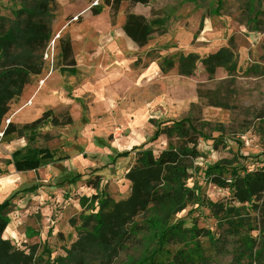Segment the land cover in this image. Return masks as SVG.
<instances>
[{
	"label": "rangeland",
	"instance_id": "obj_1",
	"mask_svg": "<svg viewBox=\"0 0 264 264\" xmlns=\"http://www.w3.org/2000/svg\"><path fill=\"white\" fill-rule=\"evenodd\" d=\"M34 1L0 0V35L17 23L16 13L21 8L33 6ZM221 1L223 5L219 11H216L217 0H151L149 5H136L131 11L144 14L148 19L168 18L166 26L153 33L147 44L139 48L124 34L122 25L105 28L110 23L106 7L99 15L91 14L90 6L96 2L101 5L102 0H54L55 5H50L40 18L51 26L50 39L42 50L27 53L26 48L17 43L8 47L9 60L33 56V61L41 63V73L24 86V94L12 98L1 120L2 128L6 119L13 122L14 115L23 111L18 116L20 120L17 119L16 133L0 139V167L8 171L7 175H0V201L30 185L21 184L14 176L19 172L15 173L13 165L7 164L14 150L53 144L49 145L55 146L56 158L43 159L41 167L50 165V172L57 175L47 183L51 193L37 189L33 193H20L12 200L10 227L2 233V238L8 239L15 248L11 264H15L14 261L25 264V253L32 257L38 255L46 261L47 252L51 254L50 259L63 257L60 260H65L64 264L137 262L153 247L152 231L146 226L144 215L134 219L140 228L137 236L130 241L127 238L125 248L114 250L110 242L101 250L90 243L83 247L81 258L70 260L68 257L75 254L77 247L72 243L81 244L86 240L85 234L94 225L93 219L84 220L94 208H89L91 204L87 208L79 204V197L90 196L92 190L86 187L88 178L75 184L55 182L78 171L88 173L97 169L105 180H110H101L103 197L115 202L126 199L130 192L124 171L133 158L131 154L116 156L117 153L144 142L154 153L167 148L169 139L164 133L155 141L150 140L157 126L166 128L172 120H187L205 136L198 144L203 157L192 161L193 166L205 168L221 160H231L237 153L249 155L248 159L240 161L250 170L262 165L264 27L262 32H252L238 21L242 0ZM126 7L124 3L116 24L123 23ZM151 8L155 10L154 15L150 14ZM74 15L79 17L77 21L70 20ZM66 33L70 35L78 59L74 75H62L58 70L59 39ZM230 46L236 54V69L229 72L217 67L209 75L199 60ZM189 53L197 55L195 68L191 74L182 75L179 57ZM165 59L172 65L166 64ZM44 78L46 82L40 85ZM33 95L32 104L24 106ZM43 109H52L59 117L69 113L76 121L72 126L59 128L46 124L30 142L21 128L24 123L21 120H32ZM115 127L123 131L116 141L112 135ZM59 133L67 136L66 140H60L62 144ZM216 137L222 139L217 145L214 144ZM62 147L76 155L72 162L64 159L56 163V159L67 156ZM73 184V188H61ZM203 190L211 202L237 205L228 189L205 183ZM189 209L191 207L172 215L170 221L178 218L183 221L185 230L196 227L212 233L210 238L207 235L196 238L203 253L191 264H264L261 233L264 193L254 196L248 213L255 227L249 231L253 239L250 246L243 243V236L228 235V230L217 224L208 207ZM190 246L178 236L166 247L175 252Z\"/></svg>",
	"mask_w": 264,
	"mask_h": 264
},
{
	"label": "trees",
	"instance_id": "obj_2",
	"mask_svg": "<svg viewBox=\"0 0 264 264\" xmlns=\"http://www.w3.org/2000/svg\"><path fill=\"white\" fill-rule=\"evenodd\" d=\"M127 3L124 11L125 18L122 25L124 34L139 48L144 47L149 37L166 26L168 18L148 19L145 15L132 12L136 5H149L151 0H102V4L92 5L89 11L93 16L99 15L104 7L108 10L109 22L115 26L122 3ZM55 5L54 0H35L33 6L21 8L17 13V23L9 27L0 35V131L3 136H9L18 129L16 124L9 122L1 128V120L7 113L9 102L15 96L22 94L26 84L41 73V63L33 61V56L28 55L11 61L8 59L7 49L12 44H19L26 48L27 53L42 50L51 36V26L46 25L40 18ZM223 1L217 0L216 11H219ZM241 15L239 22L244 24L249 31L262 32L264 27V0H242L239 8ZM155 10L151 8L150 14ZM25 16V18H24ZM79 18V17H78ZM264 48V44H263ZM58 56L60 64L59 72L74 75L77 72V64L74 56L73 45L70 35L64 34L59 39ZM41 52V51H40ZM236 54L232 47H224L213 54H208L199 61L204 65L209 75L215 72L217 67H224L229 72L236 69ZM37 59V57H35ZM39 59V58H38ZM197 55L189 53L179 57V71L182 75L191 74L195 68ZM169 66L172 62L165 59ZM162 66V65H161ZM164 65L161 70L164 71ZM72 116L67 113L59 117L52 109L43 111L37 118L24 123L21 128L32 142L38 135V130L50 124L52 127H64L73 125ZM166 134L169 143L167 148L154 153L148 143L133 146L119 155H132V162L125 174V178L131 183V191L126 199L110 201L103 197L100 191L101 175L95 170L88 173L78 172L71 177L60 179L56 184L75 183L77 180H85L87 187L94 190L90 196L79 197V204L83 208H96L84 220L89 222L93 219V227L87 233L86 240L82 243L73 242L77 246L75 254L71 253L70 260L81 258L84 246L94 245L96 248L105 250L107 243L113 242L114 250L125 248L124 243L129 238L137 236L140 225L134 221L136 217L145 216V224L152 231L153 247L132 264H191L196 257H202V250L198 248L197 237L212 233L203 228L192 227L188 230L183 228V221L176 219L170 221L172 215L182 212L184 209L208 207L216 218L217 224H221L228 230L230 236H243V243L250 246L253 243L249 231L254 229L249 218V210L252 207L254 196L264 193V160L259 167L248 169L240 159H248L249 155L237 153L231 160H221L205 168L193 166L192 161L203 157L198 149L199 140L205 138L196 126L187 120H172L166 128L156 127L151 137L155 141L161 134ZM222 139L216 137L214 144L217 145ZM56 158L53 150L24 146L11 153L7 164H13L17 172L37 171L42 166L43 159ZM67 156L59 159H66ZM6 170L0 169V175ZM89 174V175H88ZM92 176V177H91ZM200 181L202 183H200ZM213 184L220 188L228 189L233 202L237 205L224 206L206 199L203 184ZM39 184H32L12 193L7 199L0 201V264H11L15 256V248L8 239L2 238V233L9 224V213L12 210V200L20 193L34 192ZM96 204V205H95ZM247 204V205H246ZM193 208V209H192ZM78 231H82L79 230ZM262 248L264 249V228ZM180 236L184 242L191 244L190 247L179 248L173 252L166 246L170 241ZM77 244V245H75ZM43 261L42 257H32L25 253V264H64L63 257L57 256ZM67 258V259H68ZM15 264L22 261H14Z\"/></svg>",
	"mask_w": 264,
	"mask_h": 264
},
{
	"label": "crops",
	"instance_id": "obj_3",
	"mask_svg": "<svg viewBox=\"0 0 264 264\" xmlns=\"http://www.w3.org/2000/svg\"><path fill=\"white\" fill-rule=\"evenodd\" d=\"M125 3V2H124ZM124 3H122L121 4V7H122V5L124 4ZM121 9V8H120ZM71 11V10H70ZM79 13V12H78ZM119 13H120V11H119ZM141 14V13H140ZM144 15V14H143ZM118 16H119V14H118ZM123 23H124V21H123ZM123 23H117L116 25H123ZM115 25V26H116ZM109 27H114V26H111V24L110 23H108V25L107 26H105V28L107 29V28H109ZM74 56H75V60H78L77 59V56H76V53H75V51H74ZM57 79H59L58 77H57ZM46 80H47V78H44V79H42V83L40 82V85H42L44 82H46ZM22 94H24V91L22 92ZM33 97H34V95L33 96H31V97H29V99L26 101V104H24V106L26 105V106H28V105H31L32 104V99H33ZM29 100H31V103L30 104H27V102L29 101ZM34 105V104H33ZM32 105V106H33ZM32 106H30V107H32ZM26 109V108H25ZM24 109V110H25ZM44 111H45V109H43ZM43 110H41L40 112H39V114L38 115H40V113L41 112H43ZM47 110V109H46ZM21 112H23V111H21ZM21 112H17L16 113V115H14V118L15 119H13V122H14V124H17L18 123V121L20 120L19 118H18V116L20 115V113ZM38 115H37V117H38ZM72 116V115H71ZM37 117H35V118H37ZM34 118V119H35ZM73 118V120H74V122L76 121V119L74 118V117H72ZM17 119H19V120H17ZM33 120V119H32ZM22 122H24V123H26V122H29V121H31V120H28V121H25V120H21ZM23 123V124H24ZM22 124V125H23ZM74 124V123H73ZM68 126H72V125H68ZM54 128H59V127H54ZM16 133V132H15ZM14 134V133H13ZM13 134H11V135H13ZM59 135H60V133H59ZM10 136V135H9ZM59 138H63V139H59V143L60 144H62L61 143V141L60 140H66V138H67V136H65V135H60L59 136ZM73 138L75 139V135L73 136ZM117 140V139H116ZM116 140H114V141H116ZM49 144H51V143H49ZM45 145L44 146V148H47V149H49V150H55V146H51V145H53V144H51V145ZM62 150L67 154V159H65V161L66 160H70V162H72V160H73V158L72 157H74V156H76V155H73L72 154V151L70 152V151H67L68 149H66V147H62ZM132 156V155H131ZM64 159H56L55 161H56V163H60V162H62ZM53 164H55V162L53 163ZM131 164V163H130ZM9 165H13V164H9ZM130 166V165H129ZM129 166L128 167H126L125 168V171H124V179L126 180V178H125V174H126V172H127V170H128V168H129ZM14 167V166H13ZM49 167H50V165H47V167H41V168H39L37 171H27V172H17L15 169V173H18V174H14V176L20 181V183L21 184H30V185H32V184H39V187L37 188V189H41L42 190V192L43 193H46V194H49V193H51V190L49 189V186L47 185V183H49L48 181L49 180H51V179H54L55 178V176H57V175H55L54 173H51L50 172V170H49ZM76 169H77V167H75ZM0 169L1 170H6V173L5 174H3V175H7L8 174V171H7V168H2V167H0ZM67 170H70V169H67ZM78 170H80V169H78ZM64 172H67V171H64ZM78 172H80V171H78ZM78 172H76V173H78ZM61 173H62V171H60L59 172V174L61 175ZM76 173H74V174H76ZM21 174H23V175H21ZM98 174H99V172H98ZM65 178V177H64ZM101 178L104 180V182H109L110 180H105L104 179V177L103 176H101ZM57 181H59V180H57ZM56 181V182H57ZM77 181H81V180H77ZM127 181V180H126ZM56 182H55V184H56ZM75 184V183H74ZM68 185L67 187H66V185H63V186H61V188L63 189V190H66V188L67 189H70L72 186H75V185ZM29 185V186H30ZM25 187H27V186H25ZM56 187V186H55ZM55 187H53V188H55ZM87 187V186H86ZM24 188V187H23ZM52 188V187H51ZM73 188V187H72ZM83 188V187H82ZM36 189V190H37ZM35 190V191H36ZM50 190V191H49ZM91 190H92V193H94V190L91 188ZM128 190H129V192L131 191V183L128 181ZM34 191V192H35ZM101 191V190H100ZM28 193H30V192H28ZM31 193H33V192H31Z\"/></svg>",
	"mask_w": 264,
	"mask_h": 264
},
{
	"label": "built area",
	"instance_id": "obj_4",
	"mask_svg": "<svg viewBox=\"0 0 264 264\" xmlns=\"http://www.w3.org/2000/svg\"><path fill=\"white\" fill-rule=\"evenodd\" d=\"M96 4H97V2L94 3L93 5H96ZM70 20L71 21H77L78 20V16L74 15ZM40 82L42 83V80H40ZM30 103H31V100H29L27 102V104H30ZM9 122H10V119H6L4 127H6ZM122 132L123 131L119 127H115L114 131L112 132L113 139L114 140L118 139L122 135ZM2 136H3V131H0V139L2 138Z\"/></svg>",
	"mask_w": 264,
	"mask_h": 264
},
{
	"label": "bare ground",
	"instance_id": "obj_5",
	"mask_svg": "<svg viewBox=\"0 0 264 264\" xmlns=\"http://www.w3.org/2000/svg\"><path fill=\"white\" fill-rule=\"evenodd\" d=\"M21 175H23V174H21ZM9 227H10V225H8V226L6 227L5 231H7V230L9 229Z\"/></svg>",
	"mask_w": 264,
	"mask_h": 264
}]
</instances>
